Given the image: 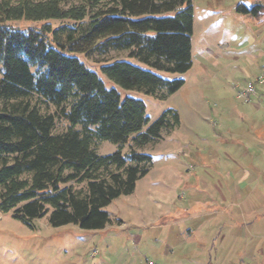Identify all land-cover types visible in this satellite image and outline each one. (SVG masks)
<instances>
[{"label":"trees","instance_id":"1","mask_svg":"<svg viewBox=\"0 0 264 264\" xmlns=\"http://www.w3.org/2000/svg\"><path fill=\"white\" fill-rule=\"evenodd\" d=\"M68 1L0 0V213L33 230L47 218L52 228L99 231L111 223L105 209L132 195L151 171L152 157L138 149L181 119L167 109L152 121L143 101L122 99L76 55L127 53L144 67L124 59L96 62L119 88L165 101L185 81L158 73L193 68L194 7L192 0ZM236 11L264 23V1L240 3ZM22 20L63 24L8 25ZM40 105L55 112L43 113ZM58 120L67 129L55 134ZM102 142L117 149L100 155Z\"/></svg>","mask_w":264,"mask_h":264},{"label":"rangeland","instance_id":"2","mask_svg":"<svg viewBox=\"0 0 264 264\" xmlns=\"http://www.w3.org/2000/svg\"><path fill=\"white\" fill-rule=\"evenodd\" d=\"M256 1L264 0H192L193 68L185 74L158 73L168 80L185 81L165 101L119 88L96 62L124 59L144 67L128 59L127 53L94 58L76 55L122 99L143 101L152 121L173 109L181 124L174 131H164L159 141L138 149L152 157L151 171L138 181L132 195L114 200L105 209L111 223L104 230L52 228L47 218L36 221L33 230L11 213H0V264H190L189 259L197 256L191 254L193 245L182 243L179 230L186 223L178 226L174 222L198 213L200 205L216 209L214 201L230 212H217L221 223L218 228L216 223L205 227L208 234L221 232L225 251L246 249L242 264H264V255L249 253L252 247L264 252V85L257 83L264 68V23L258 25L236 11L238 4L250 6ZM73 3L78 1L69 0L66 6ZM48 23L54 29L63 24L22 20L8 25L27 30ZM249 83L257 91L246 103L238 95ZM40 108L46 114L55 112L53 106ZM66 129L67 123L58 120L54 133ZM116 149L109 142L96 145L100 155ZM246 221L253 222L249 229L244 227Z\"/></svg>","mask_w":264,"mask_h":264},{"label":"crops","instance_id":"3","mask_svg":"<svg viewBox=\"0 0 264 264\" xmlns=\"http://www.w3.org/2000/svg\"><path fill=\"white\" fill-rule=\"evenodd\" d=\"M252 62L255 63L256 59L253 58ZM244 117L245 119H247V116L244 115ZM249 119L251 120V116ZM215 202L216 201H214L215 205L218 204L216 207L217 210L214 209L215 207L200 205L199 208L201 209H199L198 213L190 216L183 215L184 217L182 216L180 219H177L178 220L177 223L174 222L178 226L180 223L181 224L186 223V226L182 230H179L182 237V243L186 245L187 244L193 245L194 248L190 250L191 254L195 252L197 256L196 258L193 257L190 258L189 262L190 264H242L243 263L242 256L247 255L246 249L244 251H241L239 249H236L235 247L233 252H231L230 250L225 251L221 246V241H220L222 239L221 232L216 231L211 234H208V230L205 229V227L208 228L209 226H214L215 223H216V227L218 228L221 222L216 215L217 212L222 211L227 214L230 212V208L226 207V205L224 204L219 205V202L218 203ZM235 206L237 207L239 206L237 202ZM229 219H233V218L229 217ZM158 222H160V220ZM251 224H253L252 221H246L244 227L249 229V227H251ZM233 225L235 227L237 226V221L235 219ZM234 237L237 238V236ZM234 242H236V239ZM252 252L254 256L264 255L263 254L264 252L262 253L260 247L250 248L249 253ZM228 253L229 254L232 253L233 256H235V258L234 257L231 258L230 256L231 254L229 255ZM238 255H240V257L236 258V256ZM259 261L262 263V260Z\"/></svg>","mask_w":264,"mask_h":264},{"label":"built area","instance_id":"4","mask_svg":"<svg viewBox=\"0 0 264 264\" xmlns=\"http://www.w3.org/2000/svg\"><path fill=\"white\" fill-rule=\"evenodd\" d=\"M262 73H263L262 76L257 79V83L261 84V85H264V68L262 70ZM256 91L257 90H256V87H255V84L254 83H249L247 85V87L244 88L241 93H239L238 98L239 99H244L246 103H250V101H251L250 97H251V95L256 94ZM150 264H152V263H150Z\"/></svg>","mask_w":264,"mask_h":264}]
</instances>
